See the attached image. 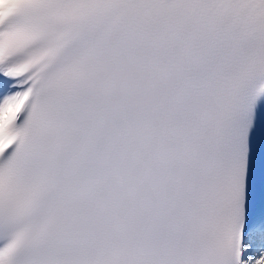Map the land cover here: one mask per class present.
<instances>
[{"label": "snow or ice", "instance_id": "6c2138e0", "mask_svg": "<svg viewBox=\"0 0 264 264\" xmlns=\"http://www.w3.org/2000/svg\"><path fill=\"white\" fill-rule=\"evenodd\" d=\"M0 264H264V0H0Z\"/></svg>", "mask_w": 264, "mask_h": 264}]
</instances>
